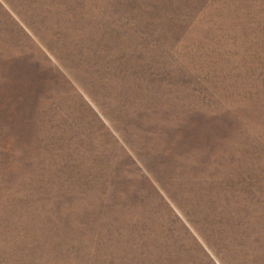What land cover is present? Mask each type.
I'll list each match as a JSON object with an SVG mask.
<instances>
[{"label":"rangeland","instance_id":"374dc122","mask_svg":"<svg viewBox=\"0 0 264 264\" xmlns=\"http://www.w3.org/2000/svg\"><path fill=\"white\" fill-rule=\"evenodd\" d=\"M0 264H264V0H0Z\"/></svg>","mask_w":264,"mask_h":264}]
</instances>
